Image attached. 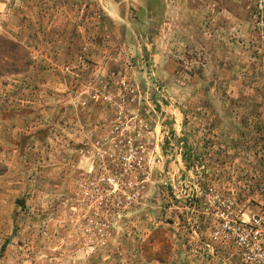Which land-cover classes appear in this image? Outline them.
<instances>
[{"label": "rangeland", "instance_id": "obj_1", "mask_svg": "<svg viewBox=\"0 0 264 264\" xmlns=\"http://www.w3.org/2000/svg\"><path fill=\"white\" fill-rule=\"evenodd\" d=\"M0 37V264H241L207 202L264 198V0H0Z\"/></svg>", "mask_w": 264, "mask_h": 264}, {"label": "built area", "instance_id": "obj_2", "mask_svg": "<svg viewBox=\"0 0 264 264\" xmlns=\"http://www.w3.org/2000/svg\"><path fill=\"white\" fill-rule=\"evenodd\" d=\"M207 203L214 237L233 247L241 264H264V198L249 212L225 194L209 198Z\"/></svg>", "mask_w": 264, "mask_h": 264}, {"label": "trees", "instance_id": "obj_3", "mask_svg": "<svg viewBox=\"0 0 264 264\" xmlns=\"http://www.w3.org/2000/svg\"><path fill=\"white\" fill-rule=\"evenodd\" d=\"M4 42L9 45L8 46L9 47V50H11L12 52L13 51L16 52L18 50V48H20L19 45L16 42H14V41H10V42L8 41V42H6L4 38H1L0 37V62L1 61L4 62V59H2L3 54H4V50H2V46H3V43ZM9 50L7 51L8 54L10 53ZM8 58H10V57H8ZM15 63H16V60H15ZM0 66H2V64H0ZM3 249H4V246L2 247V250ZM0 256H1V254H0Z\"/></svg>", "mask_w": 264, "mask_h": 264}]
</instances>
